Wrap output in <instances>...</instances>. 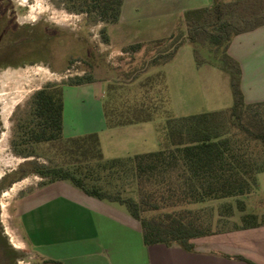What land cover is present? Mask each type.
Segmentation results:
<instances>
[{
    "label": "trees",
    "instance_id": "1",
    "mask_svg": "<svg viewBox=\"0 0 264 264\" xmlns=\"http://www.w3.org/2000/svg\"><path fill=\"white\" fill-rule=\"evenodd\" d=\"M10 1L0 0V67L46 62L61 27L17 24L6 13ZM57 2L94 23L114 24L120 19L124 0ZM181 24L167 37L124 46L122 51L129 54L142 50L140 61L129 69L103 67L90 44L79 55H71L69 64L82 62L83 73L47 82L31 94L26 110L14 112L10 145L23 160L0 177V193L30 175L39 176L40 184L65 180L87 195L124 205L139 221L145 245L177 243L188 251L194 248V238L264 224V214L244 212L245 202L240 198L257 186V174L264 172V100L245 101L241 66L228 53L235 35L264 25V0H214L209 6L184 10ZM100 35L104 43L109 42L106 25L100 28ZM186 42L194 44L196 66L208 62L229 74L233 98L229 107L166 114L164 146L125 156L105 158L97 132L64 136V83L105 81L107 127L150 121L157 110L155 100L159 96L166 100L165 73L156 71L138 81L140 75L171 62ZM200 48L208 49V59ZM27 54L34 58L26 59ZM137 81L140 92L134 90ZM43 156L49 159L41 160ZM54 156L61 161H50ZM227 197L236 198L241 213L239 222L230 227L224 223L233 216L231 203L222 205L214 225L211 210L189 206ZM12 252L16 259L18 252Z\"/></svg>",
    "mask_w": 264,
    "mask_h": 264
},
{
    "label": "rangeland",
    "instance_id": "2",
    "mask_svg": "<svg viewBox=\"0 0 264 264\" xmlns=\"http://www.w3.org/2000/svg\"><path fill=\"white\" fill-rule=\"evenodd\" d=\"M10 2L11 7L6 13L13 17L17 24L37 23L41 25L40 27L55 24L61 28L57 30L56 40L51 46V56L46 62L44 60L17 67H0V177L14 170L23 160L21 156L15 155L10 145L14 112L26 110L31 94L47 82H61L69 75L82 74L84 64L78 60L69 64L71 55H79L83 52V46L90 44L94 47L92 50L95 51L96 57L102 60L103 67L129 69L131 64L140 61L142 50L129 54L122 51L124 46L149 36L154 38L169 36L182 25L177 15L181 7L187 9L209 6L214 0H124L121 10L122 22L114 24L94 23L86 19L83 14L67 11L58 5L57 0H11ZM172 21L175 26L172 25ZM104 25L110 36L108 43H104L100 35V28ZM170 26L172 29H168ZM51 31L56 33L53 29ZM193 47L194 44L190 42L184 43L177 50L174 60L162 67H152L140 75L138 81L153 75L156 71H161L162 68L166 80V100L164 101L162 96L155 100L157 110L150 121L118 128L116 132H101L105 158L123 154V149L113 148L110 143L116 138L119 142L127 143V151H129L127 154L162 148L167 142L164 129L166 114L179 116L222 109L232 104L229 74L208 62L200 67L196 66ZM200 52L208 59L207 48H200ZM25 58L32 59L34 54H27ZM138 81L134 84V90L140 92ZM157 87L158 84L151 89V93ZM104 89V81L100 84L82 86L63 84L67 106L66 132H63L65 137L83 135L89 132L90 128L98 126L97 120H105ZM48 156L40 159L48 160ZM51 158L53 159L50 161L53 163L61 161L57 156ZM259 177V185L250 193L240 196L245 202L244 212L264 211V172ZM40 179L37 175H30L11 184L0 193V225L3 236L11 249L19 255L16 259H12V264H37L34 254L29 251L23 239V229L18 227L16 204L20 196L40 185ZM235 201V197H227L210 199L189 206L211 210L214 225L222 205L231 203L234 208L233 216L227 218L224 223L225 227H230L234 222H239L241 214L236 208ZM113 203L127 212L124 205ZM130 238L133 247L136 246L137 241L138 243L143 241L142 235L135 233ZM135 259L134 256L133 260Z\"/></svg>",
    "mask_w": 264,
    "mask_h": 264
},
{
    "label": "crops",
    "instance_id": "3",
    "mask_svg": "<svg viewBox=\"0 0 264 264\" xmlns=\"http://www.w3.org/2000/svg\"><path fill=\"white\" fill-rule=\"evenodd\" d=\"M196 7L199 6L193 8ZM184 10L183 6L177 13L180 19ZM228 53L241 66L245 101L264 100V25L235 35ZM66 107L64 98L63 132H66ZM140 123L143 122L107 127L101 119L89 132L98 133L103 153L101 132H116L118 128ZM110 143L113 148L123 149L121 156L129 155L125 141L116 138ZM261 173L257 174V185ZM16 206L18 227L23 229V239L37 264H251L249 261L264 264V224L194 238L192 251L177 243L145 245L143 241H137L134 248L130 237L134 233L141 235L139 221L122 207L87 195L68 181L40 184L20 196ZM253 213L262 215L264 211Z\"/></svg>",
    "mask_w": 264,
    "mask_h": 264
},
{
    "label": "flooded vegetation",
    "instance_id": "4",
    "mask_svg": "<svg viewBox=\"0 0 264 264\" xmlns=\"http://www.w3.org/2000/svg\"><path fill=\"white\" fill-rule=\"evenodd\" d=\"M4 238L5 237L3 236V231L0 225V264H12L13 250Z\"/></svg>",
    "mask_w": 264,
    "mask_h": 264
}]
</instances>
